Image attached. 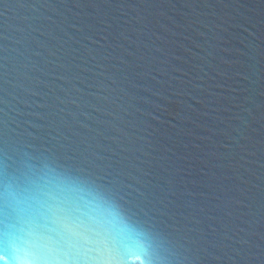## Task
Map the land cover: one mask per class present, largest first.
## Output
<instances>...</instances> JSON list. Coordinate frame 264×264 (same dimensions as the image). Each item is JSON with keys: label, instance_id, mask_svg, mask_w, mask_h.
<instances>
[{"label": "water", "instance_id": "95a60500", "mask_svg": "<svg viewBox=\"0 0 264 264\" xmlns=\"http://www.w3.org/2000/svg\"><path fill=\"white\" fill-rule=\"evenodd\" d=\"M0 232L264 264V0H0Z\"/></svg>", "mask_w": 264, "mask_h": 264}, {"label": "snow or ice", "instance_id": "6c2138e0", "mask_svg": "<svg viewBox=\"0 0 264 264\" xmlns=\"http://www.w3.org/2000/svg\"><path fill=\"white\" fill-rule=\"evenodd\" d=\"M59 239L36 240L31 236H10L0 232V264H38V258L46 253L58 252L63 254V260L71 264L73 254L77 251L76 242L69 233L59 235ZM7 257V261L3 259Z\"/></svg>", "mask_w": 264, "mask_h": 264}]
</instances>
